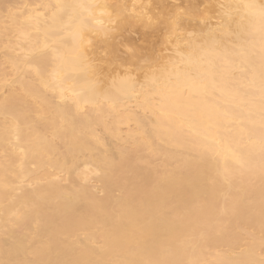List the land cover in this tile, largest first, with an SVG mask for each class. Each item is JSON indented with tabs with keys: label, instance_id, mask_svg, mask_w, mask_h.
Segmentation results:
<instances>
[{
	"label": "bare ground",
	"instance_id": "1",
	"mask_svg": "<svg viewBox=\"0 0 264 264\" xmlns=\"http://www.w3.org/2000/svg\"><path fill=\"white\" fill-rule=\"evenodd\" d=\"M0 52V264H264V0H0Z\"/></svg>",
	"mask_w": 264,
	"mask_h": 264
},
{
	"label": "rangeland",
	"instance_id": "2",
	"mask_svg": "<svg viewBox=\"0 0 264 264\" xmlns=\"http://www.w3.org/2000/svg\"><path fill=\"white\" fill-rule=\"evenodd\" d=\"M0 54H1V56H2V54H3V53H2V52H0ZM1 56H0V61L2 60V57H1ZM92 185H93V184H92ZM94 185H96V186H97L98 184L94 183Z\"/></svg>",
	"mask_w": 264,
	"mask_h": 264
}]
</instances>
